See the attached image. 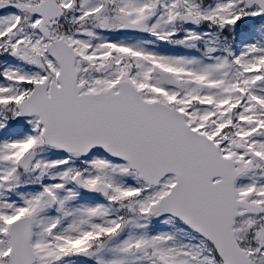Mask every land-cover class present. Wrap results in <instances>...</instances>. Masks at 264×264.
I'll use <instances>...</instances> for the list:
<instances>
[{
  "label": "snow or ice",
  "instance_id": "1",
  "mask_svg": "<svg viewBox=\"0 0 264 264\" xmlns=\"http://www.w3.org/2000/svg\"><path fill=\"white\" fill-rule=\"evenodd\" d=\"M0 264H264V0H0Z\"/></svg>",
  "mask_w": 264,
  "mask_h": 264
}]
</instances>
